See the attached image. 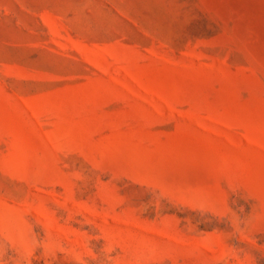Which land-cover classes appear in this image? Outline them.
Instances as JSON below:
<instances>
[{"label":"rangeland","instance_id":"374dc122","mask_svg":"<svg viewBox=\"0 0 264 264\" xmlns=\"http://www.w3.org/2000/svg\"><path fill=\"white\" fill-rule=\"evenodd\" d=\"M0 264H264V0H0Z\"/></svg>","mask_w":264,"mask_h":264}]
</instances>
